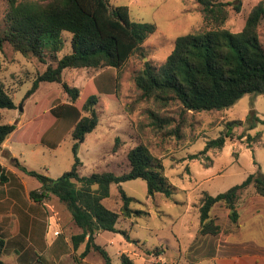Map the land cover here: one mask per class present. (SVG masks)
<instances>
[{
	"label": "rangeland",
	"instance_id": "1",
	"mask_svg": "<svg viewBox=\"0 0 264 264\" xmlns=\"http://www.w3.org/2000/svg\"><path fill=\"white\" fill-rule=\"evenodd\" d=\"M262 1L241 0L238 12L229 5L225 27L240 31L252 7ZM109 2L127 5L132 20L155 26L141 45L145 56L133 54L118 69L67 67L62 70L60 82H40L38 88L28 94L36 75L71 51V35L63 33V47L55 55L44 49L43 61L30 53L15 51L7 42L0 49V82L15 103V108H0V122L16 126L0 148L4 165L0 185L6 183L7 188H13L14 197L27 204L26 192L37 188L39 182L23 172L15 160L27 169L52 178L70 170L74 162L73 112L80 110L84 114L81 106L93 86L98 98V123L76 150L79 173L88 175L109 170L120 174L128 170L127 151L144 143L161 159L163 173L174 188L170 196L162 193L149 196L146 182L141 178L126 180L120 185L112 183L109 195L102 200L104 206L120 212V186L135 199L130 207L141 209L143 213L126 219L119 216L115 225L125 234L99 231L94 241L108 252L111 264H122L121 253L127 254L134 264H163L150 252L156 247L163 248L167 263L186 264L193 257L196 259L199 252L198 206L202 193L216 195L240 184L251 173L264 174V94L245 93L231 106L210 111L183 110L176 100L165 103L141 96L134 78L143 62L161 64L172 50L176 37L205 28L202 15L196 0ZM8 3L9 0H0V29ZM258 36L264 47V18L258 25ZM62 82L79 89L74 102L63 92ZM67 106L72 107L67 109ZM228 121L235 122L231 126L233 137L227 138L221 149H209L205 153L209 159L204 154L191 157L204 149L207 140L219 136ZM248 135L253 137L248 139ZM44 201L49 213L47 231L50 228L57 236L50 245L53 251H49L56 259L55 264H104L103 257L93 249L84 257L80 256L84 243L73 247L70 237L80 229L71 220L65 205L54 196ZM6 207L3 205V210ZM236 210L237 218L232 220L228 216L230 210L223 203H217L210 215L221 230L234 234L233 239L251 240L246 245L254 243L264 247V197L252 186L241 189ZM31 240L36 249L32 264H49L47 250L50 249L43 237L33 236ZM7 261L16 264L13 256ZM209 263H212L209 259H202L194 264Z\"/></svg>",
	"mask_w": 264,
	"mask_h": 264
},
{
	"label": "trees",
	"instance_id": "2",
	"mask_svg": "<svg viewBox=\"0 0 264 264\" xmlns=\"http://www.w3.org/2000/svg\"><path fill=\"white\" fill-rule=\"evenodd\" d=\"M196 3L205 28L176 37L172 50L161 64L153 65L150 60L143 62V67L134 78L141 96L165 103L176 100L183 110L210 111L231 106L245 93L264 94V47L258 36V25L264 18V1L252 7L242 29L236 32L227 29L224 24L228 6L232 5L238 12L241 0H196ZM3 22L0 49L7 42L15 51L30 53L40 61L44 60V49L55 55L63 47V33L71 35V51L56 58L55 65L49 64L38 73L28 94L34 92L40 82H60L62 70L67 67L118 69L133 54L145 56L141 45L155 30L152 23L132 20L127 5H112L109 0H9ZM61 85L69 100L74 102L79 96V89L65 82ZM88 92L81 106L84 114L80 110L73 112L71 135L74 162L70 170L52 178L27 169L14 160L23 172L39 182L37 188L29 191L31 200L43 202L54 196L65 205L71 220L80 229L71 235L72 245L74 248L81 243L85 245L80 256L84 257L93 249L103 257L104 264H111L108 252L94 241L95 235L104 230L125 234L115 225L119 216L132 218L140 216L143 211L130 207L135 199L120 186V212L104 206L102 200L109 195L110 185L141 178L146 182L149 196L156 193L170 196L174 188L163 173L161 159L153 155L144 143H138L127 151L128 170L120 174L109 170L88 175L79 173L80 160L76 150L84 136L98 123L96 91L92 86ZM71 107L67 106V109ZM0 108H15L13 99L1 82ZM234 124L228 121L219 136L207 140L204 149L191 157L205 155L211 148L221 149L225 140L233 137L231 126ZM15 128L14 123L0 122V148ZM250 137L247 136L248 139ZM205 157L209 159L207 155ZM249 186L264 197V174L251 173L240 184L216 195L204 191L198 206L199 234L215 235L221 231L210 215L211 208L217 203H223L230 210L229 218L236 220L238 193ZM4 244L5 240L0 235V264H7L2 259ZM162 251L163 248L156 247L150 252L159 255ZM120 259L122 264H134L125 253L120 254Z\"/></svg>",
	"mask_w": 264,
	"mask_h": 264
},
{
	"label": "crops",
	"instance_id": "3",
	"mask_svg": "<svg viewBox=\"0 0 264 264\" xmlns=\"http://www.w3.org/2000/svg\"><path fill=\"white\" fill-rule=\"evenodd\" d=\"M3 171L4 165L0 160V178ZM17 188L20 190L19 186ZM8 189L6 183L0 185V235L5 240L2 259L9 264L8 257L13 256L16 264H32L36 249L31 238L42 236L47 243V249H50L47 252H51L53 248L50 245L57 236L54 230L50 232L48 228L47 231L49 213L45 209V201L35 202L29 199V190H26L28 202L22 204L14 197L13 188ZM3 205L7 206L4 210ZM234 237L232 232L224 230L215 235H201L196 259L193 257L186 264H194L202 259H209L211 264H264L263 246L254 243L246 245L252 241L235 240ZM50 252L49 264H55L56 259ZM156 256L159 263L174 264L167 263L163 253Z\"/></svg>",
	"mask_w": 264,
	"mask_h": 264
}]
</instances>
